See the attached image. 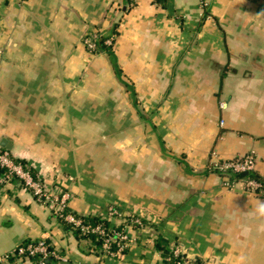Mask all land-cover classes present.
<instances>
[{"label":"crops","instance_id":"0c3cea01","mask_svg":"<svg viewBox=\"0 0 264 264\" xmlns=\"http://www.w3.org/2000/svg\"><path fill=\"white\" fill-rule=\"evenodd\" d=\"M91 33L115 35L111 52ZM0 149L78 214L145 218L102 264H165L160 236L199 264H264V195L208 167L254 152L264 179V0H0ZM57 214L1 186L0 257L47 239L65 256L47 264H101Z\"/></svg>","mask_w":264,"mask_h":264},{"label":"built area","instance_id":"2783aa9c","mask_svg":"<svg viewBox=\"0 0 264 264\" xmlns=\"http://www.w3.org/2000/svg\"><path fill=\"white\" fill-rule=\"evenodd\" d=\"M201 3L206 5L207 1L201 0ZM101 35L102 34L99 33H91L90 35L84 37L83 41L88 50L95 52L98 49V38ZM112 41L113 37L111 36L106 38L104 43L106 45H111ZM255 162L256 159L254 152H249L237 158L224 161L216 160L214 163L216 167H213L223 171L230 169L236 172H248L255 169ZM13 178L17 179L26 188L31 190L35 198L39 201L46 204L51 202L54 206L53 209H55L59 216L63 217L64 220L80 229L81 232L83 231L88 234L95 233L101 236L102 248L106 251H111L114 242L116 243L117 249L123 250L124 242L126 240L123 239V235L126 231H122V233H120L117 229H109L108 227H105L101 222L96 224L85 222L81 216H78L70 209L68 203L70 195L67 191H61L56 194V190L52 191L45 189L46 187L42 184V179L39 176L34 175L28 165L16 162L10 155L9 151L0 150V187L11 181ZM225 183L229 186H234L235 184L240 183L245 190L264 195V191L258 190L262 187L261 183L255 179H247L245 181L234 182L232 184H230L229 180H225ZM12 256L35 258L38 264H47L48 259L51 257L61 258L52 248L49 247V244L45 239L18 245L16 249L2 255L0 257V261L7 260Z\"/></svg>","mask_w":264,"mask_h":264},{"label":"rangeland","instance_id":"374dc122","mask_svg":"<svg viewBox=\"0 0 264 264\" xmlns=\"http://www.w3.org/2000/svg\"><path fill=\"white\" fill-rule=\"evenodd\" d=\"M207 1V4L206 5H203V7H207L208 6V2L209 0H206ZM112 37L114 38L115 35H112ZM84 43V41H83ZM85 45V43H84ZM86 46V45H85ZM113 48V47H112ZM88 49V48H87ZM216 160L214 159H211L208 167L212 168L213 166L216 167L214 165ZM213 167V168H214ZM210 168V169H211ZM217 175H219L225 182V180H227V176L225 175H220L218 173H216ZM42 184H44V182H42ZM226 184V183H225ZM240 184V183H239ZM227 185V184H226ZM45 186V184H44ZM228 187H233V186H229L227 185ZM242 186V185H241ZM48 190V188H45ZM31 191V190H30ZM53 191V190H52ZM61 191H65L62 187H58L56 188V194L57 193H60ZM251 192V191H249ZM31 193H33L31 191ZM38 200V199H37ZM39 201V200H38ZM42 202V201H41ZM48 208H50L51 210L53 209V205L51 204V202L49 204H46ZM55 207H58V206H55ZM98 216H102L103 218H105L108 222V227L109 229H117L119 230L120 233H122V231H126V233L123 235V239H126L125 242H124V248L123 250H119L117 249V246H116V243L114 242L113 243V247L111 248V251L108 252V250L106 251L104 248H102L101 246V252L99 253H96V249H95V244L93 243L92 244V241H90L88 238H83L84 241L88 242L89 245H90V248L91 250L97 254L98 256V259H100L101 263L102 264V259L103 258H110V259H113V260H119L121 258H123L125 256V252L127 251L128 247L131 245V243L134 241L135 239V232L137 233H143V232H149L151 230V226L150 224L145 220V218H143L141 216V214H137L135 212H130V211H127L125 209H122L120 208L119 206L117 205H110L108 207V209L106 210L105 213L101 214V215H98ZM62 221H60L61 224L64 225V222L67 224H69L71 226V231H73V229H76L77 227H75L74 225H72L71 223L67 222L66 220H64L63 217H61ZM102 223V222H101ZM103 224V223H102ZM104 225V224H103ZM119 227V228H118ZM82 233L84 234H88L86 232H83ZM95 234V233H93ZM98 235V234H96ZM101 236H97V239L98 240ZM47 240V239H45ZM91 243V244H90ZM51 245V243H50ZM118 245V243H117ZM104 246V245H103ZM52 247V245H51ZM53 249V247H52ZM170 250H172L175 255H183L185 256V254H183V248H181L179 245H175L173 247H170L169 248ZM55 251V253L59 256V257H63L64 255L59 252L57 249H53ZM65 257V256H64ZM26 258H29V257H26ZM191 258V257H190Z\"/></svg>","mask_w":264,"mask_h":264},{"label":"trees","instance_id":"16d2710c","mask_svg":"<svg viewBox=\"0 0 264 264\" xmlns=\"http://www.w3.org/2000/svg\"><path fill=\"white\" fill-rule=\"evenodd\" d=\"M111 36L112 35H101L98 38V49L104 50V51H107V52H111L115 39L113 38V41H112L111 45H106L104 43V40L106 38H108V37H111ZM0 150H3V149H0ZM14 160L16 162H21L22 164L27 165L25 163V161L18 160L16 158H14ZM211 170H213L215 173H218L220 175L227 176V180H229L230 184H232L234 182L245 181L247 179H255V180L259 181L261 183V186H262L258 190L259 191L260 190L264 191V179L261 178L258 175V173L256 172L255 169L254 170H250L248 172H236V171H233V170H230V169L223 171V170H219V169H216V168L212 167ZM31 171H32V169H31ZM32 172H33L34 175H36L35 171H32ZM76 214L78 216H81L85 220V222H87V223L96 224V223L102 222L105 227L108 226L107 220L105 218H103L102 216H91V215H83V214H78V213H76ZM57 216H58L57 217L58 220L62 221L61 216H59V214H57ZM64 226L67 227L68 229H71V226L68 223L66 224L64 222ZM73 232L79 238H84V237L88 238L90 241H92V244L93 243L95 244L96 253L101 252V246H102L101 237L98 240H96L98 235L93 234V233L84 234L78 228L73 229ZM46 242L49 244V247L52 248L51 245H50V242L47 241V240H46ZM167 244H168L167 239H165L164 237H161V236L158 237V239H157V248L162 252L163 256L166 258L165 264H199V261H200L199 259L186 258L183 255L174 256L173 251L170 250L169 248H167Z\"/></svg>","mask_w":264,"mask_h":264},{"label":"clouds","instance_id":"9594fccd","mask_svg":"<svg viewBox=\"0 0 264 264\" xmlns=\"http://www.w3.org/2000/svg\"><path fill=\"white\" fill-rule=\"evenodd\" d=\"M255 215L264 218V202H259L255 208Z\"/></svg>","mask_w":264,"mask_h":264}]
</instances>
